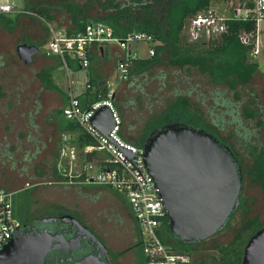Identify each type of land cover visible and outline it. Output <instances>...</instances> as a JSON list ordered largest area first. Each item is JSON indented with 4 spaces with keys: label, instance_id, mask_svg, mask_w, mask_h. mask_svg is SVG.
Wrapping results in <instances>:
<instances>
[{
    "label": "rangeland",
    "instance_id": "rangeland-1",
    "mask_svg": "<svg viewBox=\"0 0 264 264\" xmlns=\"http://www.w3.org/2000/svg\"><path fill=\"white\" fill-rule=\"evenodd\" d=\"M10 2L21 7L27 0ZM220 6L225 7V3ZM260 27L263 28L261 36L264 40V20L260 22ZM181 36L186 45L202 50L210 46L208 40L191 41L184 30ZM21 41L27 42L28 39L7 32L0 25V188L13 190L14 194L28 183L56 178L53 175L54 165L58 173L77 175L85 162L80 152L82 145L76 141L73 147L71 142L63 139L58 129L56 113L61 101L60 95L41 82L36 61L24 62L18 56L16 46ZM139 43L136 46L145 56L147 43ZM37 46L40 50L33 55V59L45 54L42 43L38 42ZM250 60L257 62L250 86L258 94L264 110V47ZM84 72V69L79 71L80 74ZM74 75L71 73L75 79ZM65 82L59 84L66 93L70 85L73 92L83 87L80 83H68L67 78ZM225 88L226 84L215 81L197 64L173 62L168 54L162 53L154 64L135 74H128L127 81L119 84L116 100L122 113V133L127 137L139 136L146 124L159 117L177 100L188 99L199 108L219 137L238 150V122L233 121L226 104L218 95ZM242 91L239 94L246 101L248 95ZM234 98L232 101H236ZM212 119L220 120L214 124ZM257 127L259 137L264 138V123ZM103 187L116 192L110 187ZM49 192L59 195L64 190L55 187ZM65 192L66 196L75 194L71 189ZM38 197L39 193L36 195ZM243 199L244 206L239 207L231 216L229 224L199 244V247L205 249L198 256L199 264H222L219 258L220 247L245 237L250 228H244L243 224L251 222L252 225H264V188L246 178Z\"/></svg>",
    "mask_w": 264,
    "mask_h": 264
},
{
    "label": "trees",
    "instance_id": "trees-1",
    "mask_svg": "<svg viewBox=\"0 0 264 264\" xmlns=\"http://www.w3.org/2000/svg\"><path fill=\"white\" fill-rule=\"evenodd\" d=\"M213 1L215 0H43L32 10L55 26L68 22L69 25L62 26L68 32L82 31L88 23L100 21L108 24L113 34L121 38L139 31L149 33L155 53L152 56L133 58L128 66L130 75L151 66L160 59L162 53H166L170 61L197 64L215 81L226 84L227 88L221 89L218 95L226 104V109L232 115L233 121L238 122L236 140L239 149H234L235 156L240 159L243 172L248 173L251 181L264 188V138L259 137L257 127L264 123V110L263 103L259 102L258 94L254 93L253 87L250 86L252 75L257 70V62L250 60L249 46L243 44L238 37L240 30L253 29L255 22L236 18L228 19L227 30L218 37L209 39L210 46L203 50L182 42L181 34L186 19L200 10L207 9ZM11 19L0 15L2 25L9 28H12ZM46 74V72L42 73L44 85L57 90L56 85L49 80ZM96 83L89 78L85 91L79 95V98L77 96L80 99L79 102L84 104L83 107L106 95L108 88L105 85H96ZM226 89L229 91L227 92ZM239 91L248 95L246 101ZM232 98L236 101H232ZM239 98L244 101H240ZM216 103L220 104L218 101ZM56 119L59 131L68 132L72 140L82 143L93 141L75 120L64 116L62 107L57 109ZM218 120L212 119L211 121L218 124ZM167 122H180L197 128L202 127L213 133L219 141L228 144L219 137L217 131L209 126L199 108L191 104L188 99L177 100L159 117L146 124L139 136L133 138L127 137L122 131L121 133L127 140L143 146L150 132ZM91 155L92 153H88V158ZM53 171L59 179L68 178V175L58 173L55 165ZM239 205V207L244 206V199ZM233 214L231 213V216ZM243 227L250 228L246 236L244 235L245 237L220 247L219 258L222 264H240L244 244L261 225H252L251 222H247L243 224ZM159 235L173 250L188 253L187 246L171 233L168 217L165 218ZM171 238L177 242L174 243ZM139 247L142 254L137 257L136 264H147L148 259L141 243Z\"/></svg>",
    "mask_w": 264,
    "mask_h": 264
},
{
    "label": "built area",
    "instance_id": "built-area-1",
    "mask_svg": "<svg viewBox=\"0 0 264 264\" xmlns=\"http://www.w3.org/2000/svg\"><path fill=\"white\" fill-rule=\"evenodd\" d=\"M221 3H225V7L222 8ZM13 7H16L14 3L0 4L3 11ZM230 18L255 22L253 29L238 32L239 40L249 46L250 59H254L264 47L261 36L263 28L260 27V22L264 20V0H215L207 9L189 16L183 30L193 42L209 40L227 30V20ZM46 22L49 36L44 43L45 52L58 55L65 65L67 57H71L79 66H88L91 42L114 40L126 49L116 65L119 76L125 79L132 59L140 56L138 50L132 48L133 42L147 43L145 56L155 53L151 35L144 31L121 38L113 34L108 24L100 21L90 22L84 30L77 32H68L65 27ZM114 95V88L110 87L105 96L83 107L70 85L68 101L62 106V113L66 118L75 120L93 141L79 142L82 145L80 152L84 155V166L77 175H68L65 179L95 182L125 196L140 228V242L148 259L147 264H188V253L173 250L159 235L167 217L166 208L159 195V187L145 166L143 147L127 140L121 133L122 115ZM101 105L110 109L113 119V126L107 134L100 132L91 122V116ZM62 137L74 147L76 141L71 139L68 132H62ZM88 153H92L89 158ZM13 200V190L0 188V248L14 235L19 224Z\"/></svg>",
    "mask_w": 264,
    "mask_h": 264
},
{
    "label": "water",
    "instance_id": "water-1",
    "mask_svg": "<svg viewBox=\"0 0 264 264\" xmlns=\"http://www.w3.org/2000/svg\"><path fill=\"white\" fill-rule=\"evenodd\" d=\"M38 50L27 42L16 46L24 62H30ZM91 122L107 134L113 126L110 109L98 107ZM142 147L173 235L185 241L200 240L227 223L243 189L242 168L228 145L202 127L167 122L152 130ZM52 238L58 237L18 232L0 248V264H42L45 253L57 246L50 245ZM240 264H264V225L247 239Z\"/></svg>",
    "mask_w": 264,
    "mask_h": 264
},
{
    "label": "flooded vegetation",
    "instance_id": "flooded-vegetation-1",
    "mask_svg": "<svg viewBox=\"0 0 264 264\" xmlns=\"http://www.w3.org/2000/svg\"><path fill=\"white\" fill-rule=\"evenodd\" d=\"M221 143L228 145L235 156L230 142ZM246 178H249L248 173L242 169L240 202L243 201ZM103 186L91 181H68L57 177L22 186L13 200L14 213L19 220L14 235L40 232L58 237L50 240L51 246H57L45 253L42 264H136L137 257L142 254L137 220L127 199ZM55 187L64 193L71 189L75 194L53 195L49 191ZM239 206L231 213H235ZM225 227L226 224L215 233ZM210 236L194 241L179 239L188 248V264H199L198 256L205 250L199 244Z\"/></svg>",
    "mask_w": 264,
    "mask_h": 264
},
{
    "label": "crops",
    "instance_id": "crops-1",
    "mask_svg": "<svg viewBox=\"0 0 264 264\" xmlns=\"http://www.w3.org/2000/svg\"><path fill=\"white\" fill-rule=\"evenodd\" d=\"M10 1L12 0H0V4L11 3ZM42 1L43 0H27L25 5L21 7L14 3L16 7H13L9 11H3L0 9V15L12 18V28L2 25L1 22L0 25L3 26L7 32L15 33L17 36H19V38L23 36L26 37L28 39L27 43H32L35 45H38V42L42 43L44 48V43L49 36L48 24L46 22L47 20L32 10L35 5L41 3ZM67 25H69V23L65 22V24H62L61 26L66 27ZM137 44L138 46L140 45L139 42H133L131 46L132 48L138 50L140 56H143L139 47L136 46ZM88 52L89 64L86 67L79 66L77 61L71 57H67V63L65 65L58 55L47 54L46 52H44L45 54H41L34 59L33 55L35 53H33V61L31 59L30 62L33 63L36 61V63L39 65L38 72L42 83H44V77L42 78V73L46 72V76L49 77V80H51V82L56 85L57 90H53H55L61 97L58 108L65 105L68 101V93L62 90L59 83H66L65 78L68 79V83H80V85L83 87L81 89L78 88L79 90L74 92L79 98V95L86 89L88 79L92 78L93 81L97 82L96 85H105L108 89L110 87L114 88V101L121 113L120 106L116 100L117 89L120 83H125L127 81V78L124 79L119 76L116 65L117 61L126 52V49L122 48L114 40H104L91 42ZM81 69L85 70L84 74L79 73ZM71 73L75 74V79L71 77ZM112 75L114 77L113 79ZM80 103L81 105H84L81 101Z\"/></svg>",
    "mask_w": 264,
    "mask_h": 264
}]
</instances>
